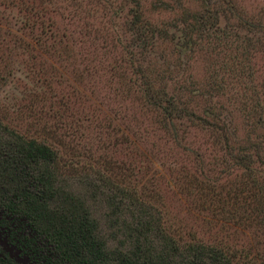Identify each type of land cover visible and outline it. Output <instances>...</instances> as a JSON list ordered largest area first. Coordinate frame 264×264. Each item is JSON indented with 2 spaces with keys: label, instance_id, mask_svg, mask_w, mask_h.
Returning a JSON list of instances; mask_svg holds the SVG:
<instances>
[{
  "label": "trees",
  "instance_id": "16d2710c",
  "mask_svg": "<svg viewBox=\"0 0 264 264\" xmlns=\"http://www.w3.org/2000/svg\"><path fill=\"white\" fill-rule=\"evenodd\" d=\"M18 1L3 4L6 10L19 7L21 25L13 24L0 5V93L13 75L10 60L17 49L63 57L72 44L81 43L72 41L87 26L80 24L78 13L74 17L79 24H68L71 35L48 14L59 18L64 15L61 9L71 7L90 13L98 3L107 12L119 0H40L49 10L31 5V0H20L22 5ZM123 1L130 4L127 15L122 16V5L121 13L111 12L112 18H127L124 31L129 38L126 46L120 43L123 54L117 53L109 65L113 79L117 84L128 82L134 98L152 112L157 128L175 141L185 140L195 129L225 151L221 170L209 174L205 169L195 175L198 209L206 212L222 203L225 210L219 222L228 226L237 218L240 227L232 233L236 239L254 225L264 229V180L251 177L258 173L253 171L255 165L264 166V80L245 87L256 98L253 103L242 101L239 123L229 108L234 100L231 103L219 81L220 71L212 69L209 76L196 80L187 66L203 59L210 63L212 52L205 50L209 41L236 42L246 31L241 44L238 41L230 50L242 48L236 57L242 83L253 82L260 71L253 67L259 57L254 53L264 54V24L244 20L232 0H193L198 10H191L188 0H154L156 9L181 10L174 25L153 24L145 13L146 0ZM168 49L176 56L174 63L167 60ZM32 69L36 73L38 67ZM229 71L227 67V76ZM32 91L26 105L14 106L23 120L42 113L39 91ZM52 139L48 128L38 135L25 134L0 112V264H264V251L236 249L227 241L210 243L197 233L174 228L151 191L137 183L126 187L123 178L106 174L97 182L86 178L91 197L63 187V153ZM233 174L237 180L231 179ZM247 176L253 178L252 185L244 184ZM90 202L100 203L105 213L97 216Z\"/></svg>",
  "mask_w": 264,
  "mask_h": 264
},
{
  "label": "rangeland",
  "instance_id": "374dc122",
  "mask_svg": "<svg viewBox=\"0 0 264 264\" xmlns=\"http://www.w3.org/2000/svg\"><path fill=\"white\" fill-rule=\"evenodd\" d=\"M3 1L9 3L10 0H0V5L13 24L19 21L18 25H21L23 12L18 6L6 10ZM153 1L146 0L145 3V13L153 24H173V19L181 10L170 12L166 8L156 9ZM188 1L191 10H198L193 0ZM232 1L241 11L244 20L264 24V0ZM18 4L22 5L20 0ZM30 4L39 9L42 6L50 9L48 4L40 0H31ZM113 6L111 11L121 13L123 10L124 17L129 12L130 4L126 2L124 5V1L119 0ZM91 7L93 11L90 13L71 7L68 11L61 9L64 15L59 18L48 14L70 35L68 24H79L78 16L74 17L76 13L82 18L80 24L87 25L82 29L84 34H77L72 40L74 43H81L72 44L63 57L53 52L49 54L19 49L13 53L10 60L14 64L13 75L9 77L8 84L1 87L2 115H7L13 126L25 134L38 135L43 129L50 130L54 137L52 143L63 153V187L91 197V190L85 187L86 178L94 182L99 180L101 174L120 180L123 178V185L126 187L137 183L143 189L151 191L158 208L169 217L174 228L197 233L210 243L227 241L236 249L247 247L263 252L264 229L254 225L249 230H243L242 235L236 239V235L232 233L240 227L236 223L237 218L228 226L224 221L219 222L221 212L225 210L222 203L216 202L206 212L197 208L199 194L195 175H200V171L203 173L205 169L207 173L221 170L227 159L225 151L213 146L211 137L198 130L191 129L185 140L181 138V141H175L173 136L157 128L152 112L134 98V92L130 91L131 88L128 90V82L117 84L109 69L113 57L117 53L123 54L120 43L123 46L128 43L126 39L129 37L124 31L127 18H112V12L109 9L106 12L99 3ZM1 20L5 22V19ZM246 33L240 32V44ZM112 39L115 41L112 42ZM238 41L234 42L230 38L220 44L209 41L207 49L205 41L202 52L204 49L212 52L210 63L207 64L203 59L195 64L189 62L187 66L194 72L196 80L209 76L213 73L212 69L220 71L219 81L226 88L225 92L231 103L234 100L229 108L234 111L238 122L242 123V101L246 99L253 103L256 98L245 87L263 82L264 54L254 53L259 57L253 67L260 71L253 82L242 83V66L236 59L242 48L230 50ZM113 43L117 44L116 51L113 50ZM166 54L169 63L176 61L171 50H166ZM210 64L212 66L209 69ZM32 66L38 67L36 73ZM227 67L230 70L228 76ZM32 90L39 91L42 102L38 110H42V113L35 119L23 120V116L17 115L14 106L26 105L31 100ZM36 99L34 97L33 100ZM24 117H27L26 114ZM253 171L258 173L251 177L264 180V166L255 165ZM231 179L237 180L235 176ZM252 179L245 177L244 184L252 185ZM90 205L97 216L105 213V208L100 203L90 202ZM226 207H229V203ZM237 215L240 216L241 213Z\"/></svg>",
  "mask_w": 264,
  "mask_h": 264
}]
</instances>
